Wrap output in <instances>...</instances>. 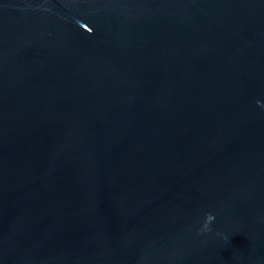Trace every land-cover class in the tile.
Returning a JSON list of instances; mask_svg holds the SVG:
<instances>
[{
	"label": "water",
	"instance_id": "obj_1",
	"mask_svg": "<svg viewBox=\"0 0 264 264\" xmlns=\"http://www.w3.org/2000/svg\"><path fill=\"white\" fill-rule=\"evenodd\" d=\"M0 264H264V0H0Z\"/></svg>",
	"mask_w": 264,
	"mask_h": 264
},
{
	"label": "clouds",
	"instance_id": "obj_2",
	"mask_svg": "<svg viewBox=\"0 0 264 264\" xmlns=\"http://www.w3.org/2000/svg\"><path fill=\"white\" fill-rule=\"evenodd\" d=\"M207 219H208V221H212L214 218H213L211 215H209V216L207 217Z\"/></svg>",
	"mask_w": 264,
	"mask_h": 264
}]
</instances>
